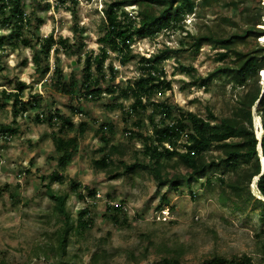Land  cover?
I'll list each match as a JSON object with an SVG mask.
<instances>
[{
	"label": "rangeland",
	"instance_id": "rangeland-1",
	"mask_svg": "<svg viewBox=\"0 0 264 264\" xmlns=\"http://www.w3.org/2000/svg\"><path fill=\"white\" fill-rule=\"evenodd\" d=\"M78 1L77 7L69 3L60 8L56 0H50V7L40 0L25 1L28 17L33 22L34 19L44 21L37 33L34 29H26L25 38H32L35 32L40 38L53 35L56 39L81 40L84 44V48L75 50L71 55L62 52L57 56L53 51L49 58L50 72L45 76L37 72L31 49L22 45L15 48L9 40L0 51V127L13 125L12 101L7 102L3 92H14L19 82L28 86L24 100L39 104V107L30 108L28 113L20 116L13 125L18 134L0 144V187H7L0 197V263L59 264L57 260L41 255L40 248L49 239L55 244V239L65 228L54 201L47 194L45 186L48 182L42 178L60 171L53 137L60 135L61 123L51 127L47 123L36 122L39 113L59 112L71 117L76 125L74 130L62 136L78 138L79 154L66 171H62L64 182L54 184L52 188L57 194L68 197L67 209L74 227L79 213L87 205L91 207L92 221L91 228L74 230L70 234L68 254L60 264H94L92 258L96 252H103L98 264H152L167 256L164 249L167 245L171 248L176 243L186 245L185 264H203L215 255L227 258L248 255L253 258L254 264H264V253L261 252L264 246V214L254 204L237 208L235 203L228 201L226 207L222 206V188L216 178L225 172V168L209 170L199 181L191 185L183 182L179 187H160L154 175L142 168L115 180L110 179L107 172L96 168L93 162L105 156L111 145L121 144L127 150L125 157L116 155L113 160L123 158L126 164L135 163L137 158L143 160L139 155L142 142L137 134L139 131L142 134L151 132V111L144 116L128 117L126 112L132 100H119L116 95L108 93L97 101L86 100L81 99V93L71 97L56 89L53 82L56 68L61 69L66 82L75 77L81 84L86 57L98 55L104 45L101 43L106 20L103 8L113 0ZM209 1L210 4L201 5L203 0H196V14L184 20L191 34H222L251 25L253 19L246 13L247 6H252L251 10L255 11L261 5L264 12V0H239L238 8L228 5L234 0ZM139 8L140 5H133L126 11L136 15ZM261 24L259 27L264 29V16ZM11 34L9 27L0 25V37H10ZM183 38L185 42L190 41V37L181 31H163L155 39L137 37L132 49L138 58L125 66L111 52L105 65L107 77L102 84L103 89L125 87L134 82L140 73L139 57L150 58L168 47L172 51L180 50L162 64L167 80L172 82L173 91L163 92L162 96L157 94L153 100L167 101L173 107L194 112L202 118H208V110L216 116L229 115L239 90H234L228 79L214 81L207 90L198 89L190 85V77L181 74L178 66L180 63L192 65L197 76L205 77L224 63L232 64L233 58L218 61V53L224 50L214 49L211 44H205L194 54L181 45ZM258 43L264 47L261 38ZM255 46L249 40L242 47ZM58 57L60 63L57 62ZM110 66L114 67L117 77L113 83L110 82ZM94 75L97 77L95 72ZM260 77L263 80L261 73ZM118 104L122 107L112 108ZM75 109L82 112H75ZM81 124H86L84 133L78 129ZM104 124L112 125L113 133L108 134L111 138L108 149L100 153L104 145L100 138ZM262 124L260 114L254 111V129L258 138L263 133ZM131 132H135L133 138L128 135ZM168 170L178 173L182 169L171 165ZM208 178L213 180V185L203 186ZM73 183L79 185L86 196L85 201L78 200ZM85 188L96 190V197L88 196ZM251 190L255 197L260 198L255 180ZM164 196L167 202L163 200ZM163 203L167 216L157 210ZM116 207L123 208L119 215L123 220L126 218L127 223L115 224L112 215L117 213L113 210Z\"/></svg>",
	"mask_w": 264,
	"mask_h": 264
},
{
	"label": "trees",
	"instance_id": "trees-1",
	"mask_svg": "<svg viewBox=\"0 0 264 264\" xmlns=\"http://www.w3.org/2000/svg\"><path fill=\"white\" fill-rule=\"evenodd\" d=\"M25 1L0 0V25L9 27L12 33L10 37H0V51L5 48L9 40L15 48L22 45L31 49L34 53L33 63L37 72L45 76L50 72L49 58L53 51L57 56L62 52L71 55L84 48V44L80 42L81 40L71 42L68 38L56 39L53 35L47 38L38 37L36 33L40 31L44 21L34 19L33 22V19L28 17ZM40 1L45 2L48 7L51 6L50 0ZM56 2L58 8L69 3L75 7L79 4L78 0H56ZM208 4H210L209 0H203L201 5ZM133 5H140L136 15H130L126 11V8ZM228 5L238 8L240 1L234 0ZM197 9L196 0H113L106 3L103 8L106 19L104 36L101 39L104 45L100 48L98 55L86 57L83 82L79 84L75 77L70 82H66L60 68L55 69L53 82L60 93L71 97L81 93V96H87L86 100H90L88 96L92 95L91 100L97 101L104 93H108L112 96L116 95L119 100H132L129 111L126 112L128 117L144 116L151 111L149 115L151 132L142 134L139 131L137 134L142 142L139 155L143 157V160L137 158L133 164L124 163L123 158L118 161L113 160L116 155L121 157L127 155L125 146L119 144L111 145L105 156L93 162L96 168L110 174V179H119L125 173L142 168L154 175L160 187H179L183 182L191 185L192 182L199 181L209 170L225 168V172L216 178L222 188V206L226 207L228 201L235 203L237 208L254 204L264 214V173L261 166V156L264 157V81L260 77L261 71L264 70V47L258 43V39L264 37V29L259 27L262 25L264 16L263 8L260 5L252 11V6H247L246 13H249L253 19L251 25L240 29L234 28L222 34L208 32L193 35L187 30L184 20L188 16L195 15ZM26 29H34L36 33L34 32L32 38L24 37ZM163 31H181L187 34L190 41L185 42L183 38L181 45L194 54H197L205 44H211L214 49L224 50L218 53V61L225 62L233 58L232 64L224 63L205 77L197 76V71L192 65L185 66L180 63L178 66L181 74L190 77V85L198 89L207 90L214 81L228 79L233 89L239 90L229 115L216 116L208 110V118H202L194 112L173 107L167 101L153 100L159 92L163 94V92L173 91L172 82L167 80L162 64L169 60L173 53H178L180 50L172 51L168 47L150 58L139 57L140 73L134 82H129L125 87L109 86L103 89L102 84L107 77L105 65L110 59L111 52L115 53L120 63L125 66L138 58L132 49L137 37L155 39ZM75 32L77 33L78 30ZM249 40L255 43V48L242 47ZM59 59L58 57V63H60ZM109 69L110 82L113 83L117 78L116 73L113 66ZM27 88L26 84L19 82L14 92H3L7 102L12 101L13 125L17 123L20 116L28 113L30 108L39 107L37 103L32 104L24 100V92ZM117 107H122V104L112 106V108ZM254 108L260 114L263 123L261 138L257 137L254 129V111H256ZM74 111L82 112L79 109ZM36 122L47 123L51 127L59 126L61 123L60 135L53 137L60 171L56 170L42 178L48 182L45 186L47 194L54 201L59 219L65 223V228L55 239V244L52 239H49L40 248L41 255H44L46 259L53 258L60 264L67 257L70 234L74 230L83 231L92 227L91 207L87 205L79 213L78 222L74 227L70 223L71 213L67 209L68 197L57 194L52 188V185L64 182L65 175L62 171L65 172L68 165L79 154L78 138L62 136L76 128L72 118L59 112H48L47 114L39 113L36 116ZM13 125H2L0 133L9 134L13 138L18 134V129ZM138 125L141 127L142 123L139 122ZM104 126H107V130H104ZM78 129L84 133L86 124H81ZM101 131L100 138L104 145L100 148V153L105 152L111 143L108 134L113 133V126L102 125ZM128 135L133 138L135 132ZM260 145L262 153L259 149ZM171 165L182 169L181 172L169 171L168 168ZM256 178H259L257 189L260 198L255 197L251 190V184ZM205 185L212 186L213 180L208 178L203 186ZM79 188V185L73 183L78 200L85 201L86 196ZM85 189L88 190V196L96 197V190ZM6 190L7 187H0V197ZM163 200L166 201L165 196ZM163 208L164 203L159 205L157 210L160 211ZM113 210L117 211L112 215L115 224L127 223L128 220L126 218L123 220L119 215V212L123 210L122 207H116ZM164 249L167 256L152 264H185V244L176 243L171 248L167 245ZM261 252L264 253V246ZM102 258L103 252H96L92 263L98 264L99 259ZM203 264H254V261L248 255H234L231 258L215 255Z\"/></svg>",
	"mask_w": 264,
	"mask_h": 264
},
{
	"label": "built area",
	"instance_id": "built-area-1",
	"mask_svg": "<svg viewBox=\"0 0 264 264\" xmlns=\"http://www.w3.org/2000/svg\"><path fill=\"white\" fill-rule=\"evenodd\" d=\"M158 96H162V93L159 92L158 93ZM86 97H87L86 95H83V97L81 99H86ZM88 98L91 100L93 98V96L92 95H89ZM41 117H43V116L41 115ZM104 130H107V126H104ZM11 139L12 138H11V136L9 134H2V133H0V144L2 142L10 141ZM167 147H169V146L167 145ZM161 212H162L163 215H166V216L168 215L167 212H166V210H164V209H162Z\"/></svg>",
	"mask_w": 264,
	"mask_h": 264
},
{
	"label": "bare ground",
	"instance_id": "bare-ground-1",
	"mask_svg": "<svg viewBox=\"0 0 264 264\" xmlns=\"http://www.w3.org/2000/svg\"><path fill=\"white\" fill-rule=\"evenodd\" d=\"M261 39H262V41L264 42V37H262ZM261 76H262V78H263V80H264V70L261 71ZM256 118H257V116H256ZM259 138H261L260 135H259ZM259 149H260V152L262 153L260 147H259ZM261 161H262V166H263V170H264V157H263V156H261ZM263 173H264V172H263ZM258 179H259V178H256V179H255V184H256V185H257V181H258Z\"/></svg>",
	"mask_w": 264,
	"mask_h": 264
},
{
	"label": "water",
	"instance_id": "water-1",
	"mask_svg": "<svg viewBox=\"0 0 264 264\" xmlns=\"http://www.w3.org/2000/svg\"><path fill=\"white\" fill-rule=\"evenodd\" d=\"M254 109L256 110V108H254ZM260 148H261V145H260ZM261 151H262V149H261ZM263 171H264V170L262 169V173H263Z\"/></svg>",
	"mask_w": 264,
	"mask_h": 264
}]
</instances>
